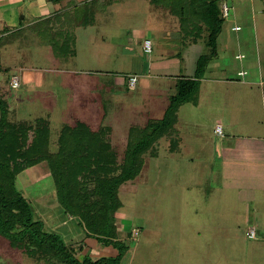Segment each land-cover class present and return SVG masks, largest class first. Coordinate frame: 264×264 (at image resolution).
I'll list each match as a JSON object with an SVG mask.
<instances>
[{"label": "rangeland", "instance_id": "obj_1", "mask_svg": "<svg viewBox=\"0 0 264 264\" xmlns=\"http://www.w3.org/2000/svg\"><path fill=\"white\" fill-rule=\"evenodd\" d=\"M44 2L57 17L47 16L40 25L26 11L21 27L0 37V95L11 124L49 121L50 153L60 150L65 125L81 123L95 131L109 127L121 160L131 126L159 121L179 82L195 81L198 87L176 110V125L142 158L136 178L119 187L117 240L105 246L87 237L88 244L84 233L70 244L65 227L46 223L44 217L58 220L61 209L43 162L15 181L34 220L76 246V256L103 258L100 264H264V84L251 89L233 83L244 80V70L257 79L262 74L264 81V0H212L218 11L228 8L227 18L221 12L214 26V48L202 23L197 25L205 36L194 44L184 40V0ZM131 77L137 80L134 89L128 86ZM214 79L225 83L207 82ZM243 89L247 93L241 95ZM216 125L222 137L215 135ZM259 137L260 146L242 157L247 141L256 144ZM252 231L254 238H248ZM3 238L0 264H36L25 254L30 249L36 255L34 245L24 239L17 250Z\"/></svg>", "mask_w": 264, "mask_h": 264}, {"label": "trees", "instance_id": "obj_2", "mask_svg": "<svg viewBox=\"0 0 264 264\" xmlns=\"http://www.w3.org/2000/svg\"><path fill=\"white\" fill-rule=\"evenodd\" d=\"M210 1L184 0L179 15L182 22L188 23L184 40H198L203 29L197 24L202 23L209 26L207 44L214 48L215 36L219 32V27L214 26L220 25L221 12ZM189 24H194L195 28ZM40 32L49 40L42 27ZM55 46L54 43L53 48ZM197 83L179 82L178 93L161 120L149 122L144 127L129 128L121 160L110 144L109 127L95 131L81 123L73 128L65 125L58 138L60 150L50 153L49 121L39 118L34 124H11L7 119V100L0 95V236L11 240V246L17 249L24 248L22 245L26 239L30 248L34 245L37 249L36 255L31 254L25 245L28 250L24 251L25 254L35 262L100 264L103 258L96 261L87 256L77 259L76 246H67L58 236L47 233L40 220H34L28 201L15 188L17 176L42 162L46 163L63 213L76 220L86 237H94L108 246L114 242L112 239L117 240L115 213L121 208L119 187L136 178L141 171L142 158L153 149L157 139L173 128L176 110L189 101L188 92L192 86L196 89Z\"/></svg>", "mask_w": 264, "mask_h": 264}, {"label": "crops", "instance_id": "obj_3", "mask_svg": "<svg viewBox=\"0 0 264 264\" xmlns=\"http://www.w3.org/2000/svg\"><path fill=\"white\" fill-rule=\"evenodd\" d=\"M49 8H51L49 3L48 2H44V0H0V37H4L7 34L15 32V30L20 28L21 27L20 20L24 18L23 17L24 16L23 13L26 12V11L32 17L37 18L40 25H42V21H44V18H46L47 16H48L47 19H51L54 16L57 17L56 14L55 15H51V11L49 12ZM234 28H236V27L232 28L233 31H235V32L239 31V30H234ZM202 36H205V35H202ZM206 38H207V35H206ZM197 41L198 40L192 41L190 44H194ZM188 45H189V43H188ZM248 72L246 73L245 70L244 71H240L239 72L240 77L244 78V80L236 81V82H233V83H238V84H240L242 86L250 87L251 89H253V87H255V86H259V84L260 85L264 84V81L261 80V78H260L261 77L260 75H262V74L258 75L259 79H257L256 77L253 78ZM207 82H218L220 84L225 83L224 81L223 82L216 81L215 79L207 81ZM239 93L242 95V93L246 94L247 91L245 89H243V90H240ZM232 109H234V108H232ZM232 109H230L229 112H228L229 116L232 113ZM162 117H163V115H162ZM162 117L159 118V120L162 119ZM220 118H223V117H220ZM233 124L234 123H232V125ZM216 126H220L222 128L221 125H216ZM248 127L252 128V126H248ZM222 134H223V128H222ZM262 139L263 138H261V137H259L258 139L256 138L255 140H257L258 143L254 144L253 143L254 139L250 138V140H248L247 143H246L247 146H245L243 148L242 157H250V154L254 153L253 152L254 146H260L259 141L262 140ZM53 206L54 205H52V207ZM60 211L61 212H59V213L61 214V216L58 217L59 218L58 220H54V219L47 218V217H44L45 218L44 220L46 221V223H48L49 226L55 227V230L57 229V227H65L67 229L66 230L67 233L65 235L66 236L67 235L71 236V238H73L72 240H74V242H71L70 244L79 243V241L77 240L76 237L79 236V235L83 236L84 233L81 231V229L77 225L76 220L74 218L68 217V216H66L63 213L62 210H60ZM46 223H45V225H47ZM86 238L87 237L85 236L83 240L88 242V244H89V242L91 240L90 239H86ZM83 246L84 245L81 246L80 254H82L83 250L85 251ZM8 257H10V256H8ZM83 257H86V255L82 256V258ZM76 258L79 259V260L82 259V258H79V256H77ZM36 264H40V262H36Z\"/></svg>", "mask_w": 264, "mask_h": 264}, {"label": "built area", "instance_id": "obj_4", "mask_svg": "<svg viewBox=\"0 0 264 264\" xmlns=\"http://www.w3.org/2000/svg\"><path fill=\"white\" fill-rule=\"evenodd\" d=\"M225 6V7H224ZM221 12H222V17L223 18H227L228 16V8H227V5H222L221 6ZM234 30H238V27L234 28ZM145 51L147 53H150V45L149 44H145ZM137 83V80L135 77H131L129 78L128 80V86L130 89H134L135 85ZM10 86L15 89L18 87V84H17V81L16 79L14 78L13 80H11V83H10ZM214 133L217 135V136H220L222 137L223 134H222V128L220 126H216L215 130H214ZM249 236L250 238H254V233L253 231L251 233H249Z\"/></svg>", "mask_w": 264, "mask_h": 264}, {"label": "water", "instance_id": "obj_5", "mask_svg": "<svg viewBox=\"0 0 264 264\" xmlns=\"http://www.w3.org/2000/svg\"><path fill=\"white\" fill-rule=\"evenodd\" d=\"M22 18V17H21Z\"/></svg>", "mask_w": 264, "mask_h": 264}]
</instances>
